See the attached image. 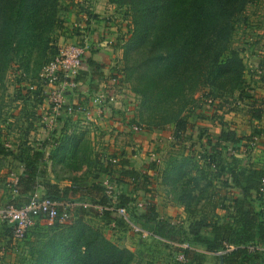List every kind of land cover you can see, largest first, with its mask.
Wrapping results in <instances>:
<instances>
[{"label": "trees", "instance_id": "trees-1", "mask_svg": "<svg viewBox=\"0 0 264 264\" xmlns=\"http://www.w3.org/2000/svg\"><path fill=\"white\" fill-rule=\"evenodd\" d=\"M61 1L0 0L1 80L13 63H19L23 73L39 76L43 63L50 61L51 54L56 55L58 47L50 50L62 21ZM255 1L109 0L116 7L127 9L132 18L130 36L122 45L123 66L117 72L138 97L135 113L138 123L148 129L175 123L177 132H182L187 127L183 115L197 103V94L212 99H222L236 92L240 96L248 95L244 86L245 61L232 43L247 7ZM87 64L100 69L92 58H88ZM20 113L22 121L24 117L27 119V133L35 122L28 121L27 110ZM77 125L64 119L61 128L51 133V138L37 149L27 147V137L23 138L19 154L0 143L1 155H12L25 167L19 176L18 194L14 196L9 188L14 198L10 201L12 204L27 203L39 186L44 198L67 200L70 193H81L92 204L126 207L136 225L162 239L188 243L208 253L230 247V251L217 256L218 264H264V253L249 249L250 245L264 244V198L259 191L264 179L263 167L230 172V178L224 183L238 188L242 197L222 205L224 214L209 215L208 219H213L208 220L202 212L205 206L202 198L207 190V186H202L207 179L205 170L199 168L194 157H170L162 182L191 220L188 226L178 225L158 218L153 200L148 199L139 207L138 199L129 195L111 198L105 180L113 173L112 162L94 157L86 137L88 131L80 130ZM177 136L180 137L178 133ZM221 137L227 142L238 141L232 132H223ZM48 143L52 146L50 151L45 149ZM208 157L219 168L216 157ZM44 158L51 161L54 181ZM123 164L128 166L129 162ZM205 164L211 167L208 160ZM122 173L142 188L149 184L133 169L127 168ZM65 179L76 186L61 189L59 182ZM256 203H260V208ZM93 210L79 206L72 222L55 220L42 226L32 237L37 224L25 239L24 264H133L136 260L133 251L119 246L86 220L85 215L99 214ZM100 215L118 226H129L115 211L105 210ZM0 238L9 241L13 238L11 227L6 223L0 222ZM194 252L186 249L184 253L191 260L190 264H199L192 256Z\"/></svg>", "mask_w": 264, "mask_h": 264}, {"label": "crops", "instance_id": "crops-1", "mask_svg": "<svg viewBox=\"0 0 264 264\" xmlns=\"http://www.w3.org/2000/svg\"><path fill=\"white\" fill-rule=\"evenodd\" d=\"M64 1H61L64 2V10H68L72 16L79 18V22L74 24L79 26V39H81L79 44H83L82 41L87 39L90 45V51L87 52L86 61L77 78L79 85L76 88H68L65 94L69 104H86L90 113L78 112L65 118L74 123H78L79 119H82L81 122L88 124L91 131L86 137L91 143L94 157L112 162L113 173L106 180L112 183L115 193L129 195L139 199L140 202L144 201L142 203L150 199L143 197L151 193L158 218L169 220L178 225L184 223L185 226H188L190 219L186 211L174 195L167 193L162 176L170 157L190 156L194 157L199 168L204 169L207 176V179L202 182V186H207L206 196L202 198L205 204L202 212L205 214L208 210L210 212L211 206H218L219 209L216 211L220 212L219 214H224L222 205L242 197V192L238 188L229 187L230 185L227 186L224 183L229 177V173L232 171L245 172L255 167L264 168V66L262 65L264 59L256 60L260 64V68L249 77L246 83L248 95L241 96L242 100L229 103L227 101H232L231 99H212L200 93L196 95L197 103L194 107L183 115V120L187 123L184 131L177 132L175 123L160 129H148L137 122L136 95L132 92L129 84L120 81L122 80L121 75L117 72L123 65L124 49L122 45L130 36L132 27L130 18L121 16V13L116 9L122 11V8L118 9L109 0H88L87 5L91 12L88 19L85 12L89 13V9L84 8L86 7L84 0ZM110 39H114L116 42L110 44ZM88 58L95 60L100 69L89 67ZM100 94L106 96L107 101L105 104L107 111L103 114L99 112L98 105L93 103V98ZM38 106L41 109L38 110L39 115L51 113L48 100L42 99ZM230 107L234 109H230ZM18 117L20 118V115ZM19 118L18 121H22V118ZM136 124L143 126V130L135 131L133 127ZM223 132H232L238 141L233 143L223 140L221 137ZM69 133H71V129ZM177 133L180 137L177 136ZM48 134H35L33 130L25 133L27 147L37 149L33 139L41 137L49 139ZM254 138L257 139L256 145L251 144ZM6 147L9 150H14L17 154L22 151L20 150L21 146L16 149L9 145ZM205 155L215 156L220 165L219 168L213 170L205 164L207 163L206 159L209 158ZM2 156L0 154V207L12 203L10 201L13 196L8 190L9 187H6V183L11 181L13 175L19 177L25 168L23 162L15 159L19 166L10 172L2 164ZM124 162H129V165H124ZM127 168L137 171L140 177L149 183L147 187H140L133 178L123 174L122 172ZM47 171L54 181L51 161L47 164ZM59 185L61 189L76 186L68 179L60 181ZM43 194L44 191L39 186L35 195L42 196ZM68 199L77 203L72 210L78 209L82 203L89 202L85 196H81V193H70ZM164 205L167 207L165 208ZM128 217L131 219L130 214ZM85 218L86 220L90 219L92 224L98 226L107 238L119 246L133 251L136 255L133 264H139L141 259H147L145 258L146 254H149L150 251L154 252L151 242L161 244L159 246L160 254L165 252L163 247L172 250L179 249V251L181 249L162 238L143 239L130 226H118L117 223L107 221L100 214L85 215ZM148 247L151 250L147 249ZM178 253L176 252L177 256ZM177 256L176 261H178ZM188 261L190 264L189 258Z\"/></svg>", "mask_w": 264, "mask_h": 264}, {"label": "rangeland", "instance_id": "rangeland-1", "mask_svg": "<svg viewBox=\"0 0 264 264\" xmlns=\"http://www.w3.org/2000/svg\"><path fill=\"white\" fill-rule=\"evenodd\" d=\"M64 2H62L63 10L60 13V18L62 21L58 25V28L56 29V33L54 35V41H53L54 46L52 47L50 52L53 51V48L55 47L59 48V46L68 43H76V44L81 43V41H79L81 40L79 39V26L77 27L76 25H74L75 22L77 23L79 22V18H76V16L75 17L72 16L70 12H68V10L67 11L64 10V4H63ZM84 5L86 6V3ZM121 10L122 11H118L116 9L117 12L121 13V16L129 17L132 22V18L128 10L127 9L125 10V8H122ZM85 15L87 18L90 16V13L85 12ZM243 19L244 21L237 27V33L234 36L235 40L232 44H233V48H236L241 53L245 61L246 71L244 75V86L246 87L247 85L246 83L248 82L249 77H251L255 73V70H258L260 68V64L256 62V60L258 58L264 59V0H256L251 5H249L244 13ZM88 50L90 51V45ZM56 55L52 56L51 54L50 56L51 59L54 58ZM47 64L48 62H45V64L43 63V68H41L39 72V76H34L31 73L30 74L23 73L22 68L19 67V63H13L6 72L5 77L2 80L0 78V143H3L5 147L9 145L16 149L19 146H21V144L24 141L23 138H25L24 137L25 128L26 126L28 127V125H26L27 123H25V121H27L25 117H24L25 121L24 120L20 122L18 121L17 117L19 116V114H21L19 111L25 112L27 110V114L29 115L28 121L35 122L34 125L32 126V130L35 132V134L49 133L48 138H51L50 136L52 129L50 130V128L48 127L47 121L42 116L43 114L39 115L40 113L38 112V110L40 109L38 104L41 103V100L42 99L49 100L50 97V95H48L51 89L50 84L43 81V72L45 71V66ZM262 65L264 66V63ZM20 77H22L23 79H21ZM121 77L122 80L120 81L125 82L123 81L124 77L122 74ZM31 86L34 88L33 90L29 88ZM136 98H137V103H136V107H137L139 101L137 96ZM225 98L232 100V101L230 100L227 101L229 103H234L236 101L242 100V97L240 96L239 92L234 93V95L226 96ZM28 100L31 101L27 102ZM230 109H234V108L230 107ZM81 121L82 119H79V122L77 123L78 124L77 128H80V130H84V131L86 130L88 131L87 133H90L91 129L88 126V124L83 123ZM45 140H46L45 137H41L40 139H33L35 147H40L42 142ZM51 147L52 146L50 145V143H48L47 148L45 149L46 150L48 149V151H50ZM1 160H2V164L6 168H8L10 172L16 170V168H18L19 166L12 155H8L7 157L2 156ZM44 163L47 165L49 163V159L45 160ZM8 185L9 182L6 183V187H9ZM145 197H147V199L153 198L151 193L145 195L143 198ZM138 202H140L139 199ZM256 204L260 208L259 205L260 203H256ZM166 207L167 206H165V208ZM217 207L218 206H211L210 212L209 210L206 211L207 213H205L206 214L205 217L207 216L206 218L208 219L209 215L210 216L213 214L214 216L222 215L219 214L220 212L216 211L217 209H219V207L218 208ZM77 211L78 209L77 210L73 209L71 211V218L68 219L65 223L72 222L75 218L74 215L77 213ZM47 224H49V221L47 219L44 218L41 219L40 223L31 232V236L33 237V235L37 233V231L41 229L42 226H46ZM182 225L184 226V223ZM127 230L128 229H126V231ZM26 242L27 240L19 241V240H14L12 238L9 241L0 238V264H24L23 256L26 252V247H25ZM151 245L154 248V252L150 251L149 254H146L145 258L147 259L145 260L141 259L139 264H179L180 263V262L177 263L178 261H176V256H177L176 252L178 253L182 249H180L179 251V249L172 250L171 248L169 249L168 247H163L165 252L163 254H160L159 252L161 250L159 249V246L161 244L157 242H151ZM192 248L193 249L191 250L195 251L192 254V256H194V258L198 260L199 264H218L219 259L217 255L208 253L206 252V250L203 251V249L201 250V248H199L200 250H196L197 248L194 247ZM147 249L151 250V248L149 247Z\"/></svg>", "mask_w": 264, "mask_h": 264}, {"label": "built area", "instance_id": "built-area-1", "mask_svg": "<svg viewBox=\"0 0 264 264\" xmlns=\"http://www.w3.org/2000/svg\"><path fill=\"white\" fill-rule=\"evenodd\" d=\"M86 8L88 7V0H85ZM90 10V9H89ZM88 19V18H87ZM116 40L110 39L109 43L114 44ZM89 48V42L87 39L83 40V44L68 43L59 46L57 55L52 58L48 64L45 66V71L43 72V81L50 84L49 94V104L51 106V113L43 115V118L47 121V125L51 130V133L58 131L61 128L62 122L66 119V116L74 115L75 113L89 114L90 109L86 104H69L66 101V91L68 88H76L79 85L78 76L81 73V69L86 61V55ZM31 90L34 88L29 87ZM106 97V96H105ZM103 95H98L93 98V103L97 104L100 108L99 112L107 111L105 104L107 103ZM135 131H142L143 126L134 125ZM70 131V130H69ZM257 139L251 141L252 145H256ZM44 160H47L44 158ZM213 170L217 169L216 162L212 158L207 159ZM227 178H230L227 177ZM19 177H12L9 182V188L12 194L16 196L19 192L18 189ZM105 185L107 189V194L111 198H115L119 193H115L112 183L109 180H105ZM260 196L264 198V179L262 185L259 189ZM73 200H58L49 197H42L38 195L32 196L27 203L17 206L15 204L9 203L0 207V222L6 223L11 227V233L14 240H25L32 229L40 223L41 219H47L49 224L53 223L55 220H59L65 223L71 218V210L77 205V203L72 202ZM86 208H93L98 211L99 214H103L105 210L115 211L118 215L122 216L129 226L143 239L148 238H160L159 236L149 232L140 226L136 225L128 217V209L126 207L116 208L115 206H102L97 204H92L90 202H85L80 204ZM139 207L143 205L139 202ZM171 244L180 247L182 250L177 256L178 262L181 264H188V257L184 253L186 249H193L188 243H177L169 241ZM250 252H263L264 244H253L249 246ZM231 248L227 247L224 250L216 251L213 254L217 256H222L226 252L230 251Z\"/></svg>", "mask_w": 264, "mask_h": 264}]
</instances>
